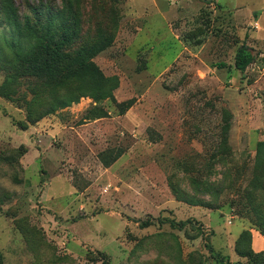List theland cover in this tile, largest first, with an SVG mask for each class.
<instances>
[{
  "label": "rangeland",
  "instance_id": "rangeland-1",
  "mask_svg": "<svg viewBox=\"0 0 264 264\" xmlns=\"http://www.w3.org/2000/svg\"><path fill=\"white\" fill-rule=\"evenodd\" d=\"M12 1L21 21L30 6L70 1L67 53L110 40L92 61L117 87L113 100L81 97L40 117L77 85L16 64L0 13V264H100L99 253L110 264H264V191L253 192L264 0ZM241 46L254 56L243 74ZM172 188L214 209L177 202ZM244 232L253 259L235 254Z\"/></svg>",
  "mask_w": 264,
  "mask_h": 264
},
{
  "label": "trees",
  "instance_id": "trees-1",
  "mask_svg": "<svg viewBox=\"0 0 264 264\" xmlns=\"http://www.w3.org/2000/svg\"><path fill=\"white\" fill-rule=\"evenodd\" d=\"M64 7L61 8L62 10L52 7L39 10L30 6L33 18L31 19L26 16L21 21L13 1L2 0L1 2L0 0V13L11 29L6 45L12 52L15 63L25 66L28 72L34 76L49 78L61 84L72 82L77 85L75 90L68 96L53 99L40 117L51 114L57 109L68 107L70 104L77 102L81 97H90L95 102L105 99L113 100L112 92L117 87L115 79L105 77L92 61L99 52L110 45V40L80 47L72 57L67 53V47L78 36V21L75 18L70 1L68 3L66 1V7ZM57 22L59 23L57 24ZM56 29H58V32L54 31ZM253 62L254 56L250 49L246 46H241L234 57L235 70L243 74ZM131 105L132 101L122 103L121 111H125ZM93 112L95 114L98 113L94 118L106 117L105 113H101V111ZM29 122L34 123L36 120L30 119ZM19 127L22 130L27 128L26 125H22L21 123H19ZM118 157L119 154L115 155L111 161L105 162L104 165L109 166ZM254 165L264 170V141L259 142L256 146ZM204 186L211 187V184L205 182ZM257 188L264 191V175L254 178L253 192H256ZM172 192L177 202L193 207L214 209L203 197L191 196L182 191L175 190V188H172ZM213 193L218 194L219 192L211 190L208 194L211 196ZM255 197L256 195H252L253 200L256 199ZM168 222L171 227L179 228L185 224L182 221L175 222L169 220ZM257 225L261 235L264 237V221L257 223ZM140 226L145 228L149 226V223L142 222ZM245 238L247 240L250 238V235L246 232L241 234L237 240L234 248L235 254L240 258L253 259L258 254L253 253L248 248L242 249L241 247L240 242ZM99 254L100 264H110L106 255Z\"/></svg>",
  "mask_w": 264,
  "mask_h": 264
},
{
  "label": "crops",
  "instance_id": "crops-1",
  "mask_svg": "<svg viewBox=\"0 0 264 264\" xmlns=\"http://www.w3.org/2000/svg\"><path fill=\"white\" fill-rule=\"evenodd\" d=\"M259 244H261L262 246L264 245V243L263 242H260V241H259Z\"/></svg>",
  "mask_w": 264,
  "mask_h": 264
},
{
  "label": "water",
  "instance_id": "water-1",
  "mask_svg": "<svg viewBox=\"0 0 264 264\" xmlns=\"http://www.w3.org/2000/svg\"><path fill=\"white\" fill-rule=\"evenodd\" d=\"M204 1H206V2H210L211 0H204Z\"/></svg>",
  "mask_w": 264,
  "mask_h": 264
}]
</instances>
